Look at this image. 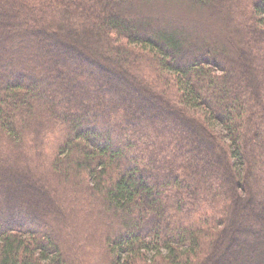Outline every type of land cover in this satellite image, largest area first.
Returning <instances> with one entry per match:
<instances>
[{"label":"trees","instance_id":"16d2710c","mask_svg":"<svg viewBox=\"0 0 264 264\" xmlns=\"http://www.w3.org/2000/svg\"><path fill=\"white\" fill-rule=\"evenodd\" d=\"M254 240L264 0H0V264H247Z\"/></svg>","mask_w":264,"mask_h":264},{"label":"rangeland","instance_id":"374dc122","mask_svg":"<svg viewBox=\"0 0 264 264\" xmlns=\"http://www.w3.org/2000/svg\"><path fill=\"white\" fill-rule=\"evenodd\" d=\"M229 35L230 34L227 33V36H229ZM219 129L221 130V128H219ZM29 179H32V178H29ZM31 182H32V180H31ZM32 183L36 184V185H39L40 189H42V190L47 192V190H45V187L41 186L38 183H34V182H32ZM49 183H50V187L54 186V183L51 182L50 180H49ZM54 193L58 194L56 189H54ZM258 200L261 201V199H258ZM256 207H258V205H256ZM251 217H252V215L250 213L242 214V216L240 218L238 217V222L239 221H244V223L241 225V228H251V229L255 228L256 230L259 229L260 226L259 225L257 226V224L254 221L250 222ZM259 240H261V238H258V240H256V241H259ZM256 241L254 240V242L251 244L252 251L243 250L242 254L239 256V259L241 261H243L244 263L251 264V263L254 262V258H250L249 259V256L250 257H254V256H260L261 255L262 258H264V246H262L261 243H257Z\"/></svg>","mask_w":264,"mask_h":264}]
</instances>
